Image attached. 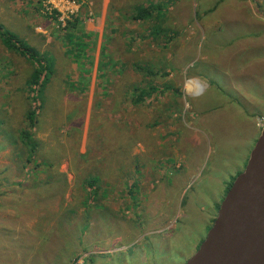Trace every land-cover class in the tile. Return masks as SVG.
<instances>
[{
  "label": "rangeland",
  "instance_id": "374dc122",
  "mask_svg": "<svg viewBox=\"0 0 264 264\" xmlns=\"http://www.w3.org/2000/svg\"><path fill=\"white\" fill-rule=\"evenodd\" d=\"M203 1L0 0L1 29L52 61L31 104L32 65L0 39V264H185L196 252L258 138L232 135L254 116L217 103L229 95L206 90L200 108L172 83L200 51Z\"/></svg>",
  "mask_w": 264,
  "mask_h": 264
},
{
  "label": "crops",
  "instance_id": "0c3cea01",
  "mask_svg": "<svg viewBox=\"0 0 264 264\" xmlns=\"http://www.w3.org/2000/svg\"><path fill=\"white\" fill-rule=\"evenodd\" d=\"M253 1L206 0L199 4L203 9L198 20L202 32L192 39L200 51L185 64H189L188 67L184 65L180 69L185 74L172 82L182 85L181 93L196 100L200 108L203 102H214L216 94L217 98L229 95L217 103L227 106L233 103L227 109L234 108L237 114L243 115L241 119H248V114L254 116V120H250L251 130L233 131L232 135L241 139L258 137L260 128L256 121L264 117V10L260 8L264 4L260 0ZM195 65L202 70L187 71ZM226 80L229 81L227 85ZM193 81L202 87L198 92L191 90ZM206 90L209 92L205 101L202 97ZM210 108L205 107L203 111Z\"/></svg>",
  "mask_w": 264,
  "mask_h": 264
},
{
  "label": "water",
  "instance_id": "95a60500",
  "mask_svg": "<svg viewBox=\"0 0 264 264\" xmlns=\"http://www.w3.org/2000/svg\"><path fill=\"white\" fill-rule=\"evenodd\" d=\"M185 264H264V123L244 170Z\"/></svg>",
  "mask_w": 264,
  "mask_h": 264
},
{
  "label": "trees",
  "instance_id": "16d2710c",
  "mask_svg": "<svg viewBox=\"0 0 264 264\" xmlns=\"http://www.w3.org/2000/svg\"><path fill=\"white\" fill-rule=\"evenodd\" d=\"M157 9L155 6L150 7H138L136 8V12L134 15V19L136 20H145L151 17L154 12L152 10ZM0 39L4 43L6 49L18 52L19 55L27 58L31 65L32 70L28 80L26 81V87L31 92L30 103L33 104L38 101L39 96H43L44 90L49 84L52 75V61L47 56H39L34 51V49L28 46L24 41L19 39L14 34L10 33L7 30H2L0 26ZM140 69V68H139ZM143 74L147 76L153 77L154 74L149 71L147 68H143ZM155 89V88H154ZM147 93L143 92V94L139 95L136 101H142ZM37 103V102H36ZM41 101V108H42ZM40 106H35L31 110H28L26 113V120L30 127H34L36 121L37 109ZM21 137L25 145H32V134L27 133L22 130ZM230 187V185H229ZM228 187V188H229Z\"/></svg>",
  "mask_w": 264,
  "mask_h": 264
},
{
  "label": "built area",
  "instance_id": "2783aa9c",
  "mask_svg": "<svg viewBox=\"0 0 264 264\" xmlns=\"http://www.w3.org/2000/svg\"><path fill=\"white\" fill-rule=\"evenodd\" d=\"M263 123H264V119H263Z\"/></svg>",
  "mask_w": 264,
  "mask_h": 264
}]
</instances>
